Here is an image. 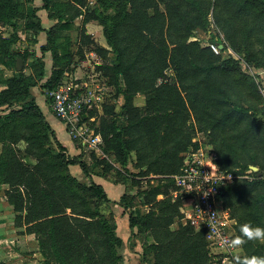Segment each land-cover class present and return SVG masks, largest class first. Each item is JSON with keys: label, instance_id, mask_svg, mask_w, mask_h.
Masks as SVG:
<instances>
[{"label": "trees", "instance_id": "obj_1", "mask_svg": "<svg viewBox=\"0 0 264 264\" xmlns=\"http://www.w3.org/2000/svg\"><path fill=\"white\" fill-rule=\"evenodd\" d=\"M42 9L57 21L42 55L15 49L20 32L36 40L45 30ZM81 16L77 41L72 32ZM91 22L102 26L109 48L87 33ZM1 26L14 31L0 35V66L15 71L12 77L0 71V108L10 110L0 114V186H8L0 196L12 206L16 228L36 237L42 264H125L114 204L129 217L130 242L144 239L141 264H221L205 233L182 222L185 201L173 197L183 154L199 146L193 140L201 132L220 171L235 176L220 199L237 221V236L242 224L264 227V89L259 74L250 72L264 70V0H43L42 7L35 0H0ZM214 30L224 36L223 52L231 49L240 59L193 40ZM86 49L103 58L97 70L113 88L102 114L88 111L105 157L86 150L69 155L33 94L46 76V53L53 59L41 85L47 90L64 83ZM31 57L32 73L19 72L17 59ZM75 166L87 179H109L115 171L112 181L126 192L112 202L103 186L80 181ZM242 249L241 258L264 256L260 242Z\"/></svg>", "mask_w": 264, "mask_h": 264}, {"label": "built area", "instance_id": "obj_2", "mask_svg": "<svg viewBox=\"0 0 264 264\" xmlns=\"http://www.w3.org/2000/svg\"><path fill=\"white\" fill-rule=\"evenodd\" d=\"M221 45L224 44L217 40L206 46L220 55L223 53ZM226 52L231 56L236 55L231 49ZM234 58L240 59L237 55ZM104 88L93 80L90 83H70L68 86L60 85L56 89L46 90L54 113L66 124L70 136L88 149H97L98 145L103 144L95 128L89 126V120L95 122L96 118H89L88 111L94 108L103 110V93L101 96L96 91L104 92ZM193 141L199 143V146L183 154L181 172L174 176L177 190L173 192V197L185 201L182 222L205 233L212 256L221 264H234V257L241 256L243 249L233 250L225 243L237 236V221L224 206L220 196L235 176L220 171L212 145L202 141L199 135Z\"/></svg>", "mask_w": 264, "mask_h": 264}, {"label": "rangeland", "instance_id": "obj_3", "mask_svg": "<svg viewBox=\"0 0 264 264\" xmlns=\"http://www.w3.org/2000/svg\"><path fill=\"white\" fill-rule=\"evenodd\" d=\"M61 1H66V0H61ZM35 4L36 6L42 7L43 5V0H35ZM89 4L90 5H94L95 4V0H89ZM48 12L45 9L40 10L39 12V16L41 17V21H42V25L45 29H49L51 27H53V23L54 21L50 20L48 17ZM84 24V17L81 16V18H79L78 20H76V22L74 23V27H73V32H72V36L74 38H77V41H79V32H80V27H82V25ZM53 25V26H52ZM86 30H88V32L94 37L95 41L100 44V45H106V40L103 34V29L102 26L99 25L98 23L95 22H91V23H87L86 24ZM13 27L11 26H1L0 27V35L3 36H10L13 33ZM217 33V37L215 41H224V36L222 33H219L217 30H214V32L212 33V35H206L204 33L202 34H198V38H193V40H201L203 44L207 45L209 42H214V40H212V37ZM221 34V35H220ZM43 36L46 37V33L43 32L42 33ZM42 35H40L39 39L37 40V43H39V45H35L36 40H34L35 38H28L27 34L24 32H20V40L18 41V44L15 46V49H21V50H26L27 51L31 50V49H35L36 53H34V55L36 54L38 55H42V51H41V43H45L47 42V39H45ZM39 36V35H38ZM222 55L224 56H230L227 52H223ZM236 56V55H235ZM233 56V57H235ZM40 57V56H38ZM48 57V66L46 64V68H47V74L51 73V69L53 67V61L51 60L52 55L51 54H46L45 58L47 59ZM97 57V61L100 60L98 56ZM101 59L103 60V58L101 57ZM32 62V57L27 61V63H24L23 67L25 68V71L27 74L32 73L33 68L32 65H30V63ZM92 62H95L92 59ZM47 63V61H46ZM94 69H92V68ZM84 66L81 68V70L78 72L80 73V75L82 76L79 79H85L84 81L87 82H92L93 80H96V82L100 83L101 85H103L104 88V92H100L99 90L96 91V94H99L102 96L103 93V97H104V102L106 101L107 97L110 96L111 92H113V88H108L105 84L106 80L101 78L102 77V72L98 71V73H95V63L92 66ZM0 71L4 72L5 77H12L15 71V67H7L5 65H1L0 66ZM259 71L261 70H256L254 68H251L250 72L253 75H258ZM170 75H173V73H169ZM101 76V77H100ZM260 76V75H259ZM100 77V78H99ZM261 77V76H260ZM43 80H41L39 82L38 87H36V89L34 88L35 92L37 95H39L41 97V99L39 98L40 103L43 105V109L47 110L48 106H46V101L48 102V105L50 106L51 111L54 113L52 106L49 102V99L47 97L46 94V89H43L41 87V85H43L44 83L42 82ZM75 81V80H74ZM70 82H73V80H70ZM62 85L64 86H68V83L64 82ZM4 85L0 86V92L4 89ZM263 87V86H262ZM88 90V89H87ZM46 101H45V98ZM140 96V97H139ZM136 99V104L137 105H143L145 96L143 95H139ZM99 97V96H98ZM118 102V101H117ZM123 102V100H120L118 102L119 105H121V103ZM47 108V109H46ZM95 109V108H94ZM10 110L6 107L0 108V114H5V113H9ZM89 113V112H88ZM55 114V113H54ZM56 116V114H55ZM57 117V116H56ZM58 118V117H57ZM59 119V118H58ZM95 123L96 122H92L89 120V126L90 128L94 127L95 128ZM62 127L66 128V125L62 122ZM64 128V129H65ZM66 131V130H65ZM197 135L200 136L202 141H208L209 137L207 134L201 132L198 133ZM70 137V136H69ZM25 144H21L20 147L24 148ZM2 149V144L0 143V151ZM33 162V161H32ZM132 171H136L134 168L131 169ZM114 174H112L110 176L111 180L116 181L118 179L116 172H113ZM147 181V180H146ZM144 181L143 182V186L142 187H135L132 188L131 192L133 194H137L138 192L142 191L143 187H146L147 182ZM8 189V186L6 185H1L0 186V191H2V193ZM106 191L108 192L109 196L112 199H119L120 195L122 196L125 193V189L122 185H116L115 187L112 186H106ZM161 198V197H160ZM0 206H3V208H0V259L6 260L8 261V263L11 264H26L28 263L32 258H34V256L36 254H38L39 252V247H38V243L37 241L33 240L32 238H30V236H24L19 230L18 228H16L15 226V212L12 208L11 205H9L7 198L4 197L2 198L1 202H0ZM114 209V212L116 214V212L118 211L119 213L124 212V209L120 208L118 205L117 206H112ZM148 208L144 207V210H147ZM126 219V218H125ZM128 220V219H127ZM129 231V226L128 224L125 222V220H121L119 222V235L124 236V233ZM143 237V236H141ZM129 238V237H128ZM127 246L126 249L124 251V257H125V264H141L139 263V261L142 259V254H143V242L144 239L143 238H133V241L130 242V239H127ZM139 246V250H137V247ZM134 246H137L136 249ZM138 251H140V253H138ZM138 254H140V256H138ZM39 256H36L34 260H38ZM43 261V260H42ZM42 261H40V263H42ZM30 263V262H29ZM33 264H39V262H32ZM31 263V264H32Z\"/></svg>", "mask_w": 264, "mask_h": 264}, {"label": "crops", "instance_id": "obj_4", "mask_svg": "<svg viewBox=\"0 0 264 264\" xmlns=\"http://www.w3.org/2000/svg\"><path fill=\"white\" fill-rule=\"evenodd\" d=\"M37 7H39V6H37ZM40 12V11H39ZM39 12H38V14H39ZM48 14V13H47ZM81 18V17H80ZM50 19V18H49ZM79 19V18H78ZM77 19V20H78ZM50 20H52V21H54V22H52L53 23V25L54 24H56V20H53V19H50ZM52 25V26H53ZM44 28V27H43ZM45 29V28H44ZM50 29V28H49ZM49 29H45L44 31H42L40 34H39V36L37 37V39H39V37H40V35H42V33L43 32H45L46 33V37L45 36H43L45 39H47V30H49ZM88 34H90L89 32H87ZM94 38V37H93ZM95 40V39H94ZM106 40V39H105ZM47 42H45V43H41V46L42 45H45ZM97 43V42H96ZM106 43V45H101V46H103V47H105V48H109L108 47V45H107V42H105ZM35 45L37 46V45H39V43H35ZM100 45V44H99ZM40 46V47H41ZM87 50V51H86ZM85 51H86V58L82 61V62H80L79 64H77V66H75L74 68V70L73 71H71V72H66L65 73V76H64V82H66V83H68V84H70V83H72V84H82V83H84V82H87V81H84L85 79L83 78V79H79V78H81L82 76L80 75V73H78L80 70H81V68L82 67H84V66H92L94 63H95V73H98V70H97V67L98 66H100L101 64H102V59H101V56L97 53V52H95L94 50H91V51H88V49H86ZM31 52H33V53H36V51H35V49H31L30 50ZM47 55L48 54H51V52H48V53H46ZM52 55V54H51ZM38 56H41V55H38ZM96 56H98L99 57V59L100 60H98L97 61V57ZM92 59L95 61V62H92ZM45 60V63H46V61H47V66H48V57H47V59L45 58L44 59ZM51 60L53 61V59H52V57H51ZM53 68V67H52ZM90 68H92V67H90ZM92 69H94V68H92ZM46 72H47V68H46ZM51 74H52V69H51V73L50 74H47L46 73V76L44 77V79H43V83H45L47 80H48V78L51 76ZM259 75L261 76V84H262V86H263V89H264V70H261V71H259ZM70 80H73V82H70ZM75 80V81H74ZM36 87H38V86H36ZM36 87H35V89H36ZM264 91V90H263ZM33 94H34V96L36 97V101H37V104L41 107V110H42V112L44 113V115H45V117L47 118V121L51 124V126H52V128L54 129V131L56 132V135H57V138H58V140L61 142V144L67 149V152H68V154L69 155H71V156H76V155H79L83 150H86V151H95L96 152V154L99 156V157H105V154L103 153V151H102V149H101V146L102 145H98L97 146V149H88V148H85V147H83L81 144H79L75 139H73L71 136H70V134L68 133V130H67V126H66V128L65 127H62V121L60 120V119H58L56 116H55V114L51 111V109H50V106L48 105V102L46 101V98H45V96H44V98H45V101H46V106H48L46 109L47 110H44L43 109V105L40 103V101H39V98L41 99V97L39 96V95H37L36 94V92H35V90L33 89ZM140 97V96H139ZM144 101H145V99H144ZM104 103V102H103ZM144 103L145 102H143V105H144ZM142 106V105H141ZM100 113L102 114L103 113V110H100ZM64 123V122H63ZM65 124V123H64ZM66 125V124H65ZM65 128V129H64ZM66 130V131H65ZM70 136V137H69ZM112 163L114 164V165H116L115 163H114V161H112ZM73 174L80 180V181H88L89 183L90 182H95V183H97V184H99V185H101V186H103V188L105 189V191L107 190L106 189V186H110V187H112V186H116V185H122L123 187H124V189H125V192H126V186L125 185H123V184H116V183H114V181H112L110 178L109 179H107V178H104V177H101V176H97V175H93L91 178H89V179H87L86 178V176H85V174L83 173V171H82V169L80 168V166H75L74 167V169H73ZM106 193H107V195H108V197L110 198V200L112 201V202H118L119 200H120V198H121V195H120V198L119 199H112L110 196H109V194H108V192L106 191ZM5 196H0V202H1V200H2V198H4ZM118 204H114L113 206H117ZM119 206V205H118ZM120 207V206H119ZM0 208H3V206H0ZM121 208V207H120ZM123 209V208H122ZM113 211H114V209H113ZM115 213V212H114ZM126 218V219H125ZM115 219H116V223H117V226H118V228H117V232H118V230H119V222H120V219L121 220H125V222L128 224V226H129V217H128V215L127 214H125V213H123V212H121V213H119L118 211L116 212V214H115ZM128 219V220H127ZM19 229V228H18ZM19 230H22L23 231V229H19ZM22 231H20L21 233H22ZM23 234V233H22ZM118 234H119V232H118ZM24 236H27V234H23ZM28 236H30V238H32L33 240H35L36 241V237L34 236V235H28ZM121 237L124 239V242H125V247L123 248V250H122V253H123V255H124V251H125V249H126V246H127V239L129 240L130 239V237H131V230H130V228H129V231H127V232H125L124 233V236H122L121 235ZM129 237V238H128ZM131 241V240H130ZM138 246V245H137ZM137 246H134L135 247V249H136V247ZM137 250H139V246L137 247ZM138 253H140V251H138ZM36 256H39V259L38 260H34L35 259V257ZM138 256H140V254H138ZM125 258V257H124ZM2 261H4V262H6L7 264H11V263H8V261H6V260H3V259H1ZM43 260V258H42V255H41V253L40 252H38V254H36L35 256H34V258H32L28 263H26V264H31L32 262H39V264H42V263H40V261H42ZM139 263H141V260L139 261ZM14 264V263H13ZM24 264V263H23ZM33 264V263H32Z\"/></svg>", "mask_w": 264, "mask_h": 264}, {"label": "clouds", "instance_id": "obj_5", "mask_svg": "<svg viewBox=\"0 0 264 264\" xmlns=\"http://www.w3.org/2000/svg\"><path fill=\"white\" fill-rule=\"evenodd\" d=\"M240 235L230 241H225L230 249H240L247 242L264 244V227H253L250 223L240 225ZM234 264H264V256L234 257Z\"/></svg>", "mask_w": 264, "mask_h": 264}, {"label": "water", "instance_id": "obj_6", "mask_svg": "<svg viewBox=\"0 0 264 264\" xmlns=\"http://www.w3.org/2000/svg\"><path fill=\"white\" fill-rule=\"evenodd\" d=\"M224 45H221V49H223ZM23 59L22 58H18L17 59V70L19 72L23 71ZM251 170L255 171V172H258L259 173V176L262 177V173L259 171V168L256 167V166H251Z\"/></svg>", "mask_w": 264, "mask_h": 264}]
</instances>
